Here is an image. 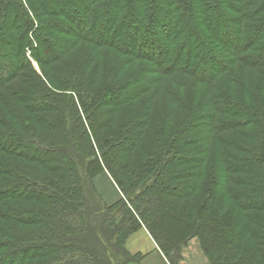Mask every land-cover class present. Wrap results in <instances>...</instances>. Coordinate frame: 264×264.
I'll return each instance as SVG.
<instances>
[{
    "label": "trees",
    "instance_id": "obj_1",
    "mask_svg": "<svg viewBox=\"0 0 264 264\" xmlns=\"http://www.w3.org/2000/svg\"><path fill=\"white\" fill-rule=\"evenodd\" d=\"M142 227L171 264L193 237L264 264V0H0V264L138 262Z\"/></svg>",
    "mask_w": 264,
    "mask_h": 264
},
{
    "label": "crops",
    "instance_id": "obj_2",
    "mask_svg": "<svg viewBox=\"0 0 264 264\" xmlns=\"http://www.w3.org/2000/svg\"><path fill=\"white\" fill-rule=\"evenodd\" d=\"M94 183L107 204H112L121 197L119 190L107 175H99ZM126 247L131 254L141 256L140 261L129 264H171L144 227L129 237ZM177 264H210L197 237L189 239L183 246Z\"/></svg>",
    "mask_w": 264,
    "mask_h": 264
},
{
    "label": "rangeland",
    "instance_id": "obj_3",
    "mask_svg": "<svg viewBox=\"0 0 264 264\" xmlns=\"http://www.w3.org/2000/svg\"><path fill=\"white\" fill-rule=\"evenodd\" d=\"M67 53V52H66ZM89 53H92V54H94V53H97L98 55L94 58L95 60H97V59H99L100 58V55H104L103 56V60H105V59H107L106 60V62H107V65L109 66L107 69H111L112 68V66L114 65V66H116L115 65V63H117V64H119V66H120V64H122L123 63V59H124V55H121V54H119V53H117V52H115V51H113V50H108V49H106V48H97V47H95L94 45H91V44H87V43H84L83 41H80V42H78V44L76 45V46H74L67 54H66V57H69V56H73L72 57V59H76V60H71V62L72 63H74V62H77L78 64H81V65H83V69H84V67H85V69H84V72L85 73H87V74H89V73H91L93 70H94V63H92L90 66H85V60H86V57L88 56L87 54H89ZM105 53H109L110 55H114L115 56V58L117 59V60H115V59H113L112 57H110V56H106L105 55ZM106 56V57H105ZM87 62V61H86ZM31 63H32V68H33V71L38 75V76H40V77H42L43 75V71H46V70H48L47 69V67L45 66V65H40V64H38V63H36L35 61H31ZM141 64H143V65H148V68H149V64L148 63H145V62H140ZM139 63L138 62H136L135 64H133V65H128L127 66V69L124 71V73H122V70L120 69V67H116L115 68V71L116 70H118V69H120V71H119V74L120 75H118V76H120V77H116V79L117 78H119V81L121 80V81H125V77H127V73L128 72H133L135 69H137V65H138ZM122 67V69H123V66H121ZM112 70V69H111ZM129 70V71H128ZM114 71V70H113ZM148 71H150V70H148ZM152 71H156V70H152ZM154 75H157L156 73H153V74H150V75H147V79H151V77H153ZM162 81H164V82H167V83H169V85L171 86V88L173 89V90H175V91H177V92H179V93H181L183 90H188V88L190 89V86L189 85H187V84H185V86L184 87H181V86H178V85H175V84H173L171 81H170V78L168 77V76H163V80ZM139 85V84H138ZM142 85H144L143 83H142ZM137 86V85H136ZM151 92H149V94H150ZM148 94V95H149ZM155 98H154V103L153 104H158L159 105V103H163L165 100H163L164 98L166 99V95H165V93L163 92V90H162V88L160 89V91L159 92H157L155 95ZM125 109V106H121L120 108H119V110H121V109ZM38 131L39 130H41V131H44L43 129H37Z\"/></svg>",
    "mask_w": 264,
    "mask_h": 264
}]
</instances>
